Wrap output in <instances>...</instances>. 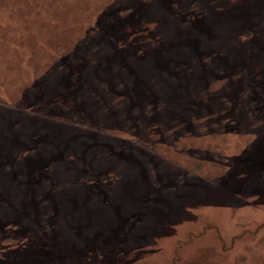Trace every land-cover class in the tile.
Masks as SVG:
<instances>
[{
	"label": "rangeland",
	"instance_id": "rangeland-1",
	"mask_svg": "<svg viewBox=\"0 0 264 264\" xmlns=\"http://www.w3.org/2000/svg\"><path fill=\"white\" fill-rule=\"evenodd\" d=\"M0 264H264V0H0Z\"/></svg>",
	"mask_w": 264,
	"mask_h": 264
}]
</instances>
